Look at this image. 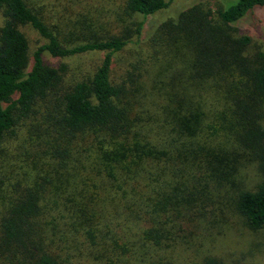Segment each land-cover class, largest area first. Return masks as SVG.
I'll return each instance as SVG.
<instances>
[{"label": "trees", "instance_id": "1", "mask_svg": "<svg viewBox=\"0 0 264 264\" xmlns=\"http://www.w3.org/2000/svg\"><path fill=\"white\" fill-rule=\"evenodd\" d=\"M173 1L122 0L124 13L142 19L118 26L82 15L67 38L43 0H0V140L59 88L65 67L46 62L44 52L53 60L102 54L92 75L58 98L54 121L65 149L40 162V181L1 221L5 244L35 248L22 264H62L42 239L47 214L84 237L87 264H178L174 250L202 232L219 197L234 201L250 229L264 226V53L252 60L244 55L249 37L232 36V25L264 0H236L217 20L193 6L168 22L196 40L189 58L176 59L185 76L159 71L139 96L131 79L132 88L112 79L114 54L140 34L143 18ZM26 27L44 40L31 54ZM83 139L94 154H78Z\"/></svg>", "mask_w": 264, "mask_h": 264}, {"label": "rangeland", "instance_id": "2", "mask_svg": "<svg viewBox=\"0 0 264 264\" xmlns=\"http://www.w3.org/2000/svg\"><path fill=\"white\" fill-rule=\"evenodd\" d=\"M43 1L47 9L51 8L54 20L58 22L60 30L64 31L63 36L67 38H69L68 29H71L72 24L79 17L82 18V15L91 19L101 17L106 25L114 18L118 26L119 24L130 26L133 22L142 19L141 16H129L124 13L122 0ZM235 1L174 0L167 8L143 18L144 25L140 34L132 36L126 46L114 54L112 79L125 83L127 87H133L131 89L133 93L139 89V96L152 89L159 71L162 75L163 73L167 75L166 69L169 74L179 73L182 77L185 76L186 71L183 65L178 66L176 59L189 58L196 40L189 38L188 32L169 25L170 21L175 22L182 11L193 6H199L210 14V18L217 20V10ZM1 22L0 16V24ZM164 24L166 25L163 26ZM25 31L31 54L34 48L44 43V40L31 27H26ZM116 32L118 30L113 33ZM232 32L234 38H238L239 35L249 37L250 42L244 51L245 56L253 60L257 52L264 53V4L254 7L233 24ZM77 40L79 41L76 43L82 41ZM182 49L185 52L184 55ZM43 57L46 62H52L56 66L62 64L65 67L57 92L44 100H39L34 107V112L20 121L15 134L6 135L0 140L1 264H22L23 259L30 258L28 252L35 251L34 246L27 241V250L19 244H5L2 239L1 221L16 197L22 194L26 187L32 186L36 180L40 181L39 177L42 174L40 162L47 161L48 154L65 149L66 141L61 139L54 121L60 113L58 98L72 84L91 76L102 54L88 52L53 60L47 52H44ZM230 69L227 71L231 74L234 70L233 67ZM236 71L237 77L238 70ZM127 79H131L132 87ZM91 144L92 142L83 139V143L78 147L80 151L78 154H94L95 147ZM248 176L249 182L256 180L253 170L249 171ZM206 209V225L200 229L202 232L189 237V242L179 245L174 250V260L178 264H202L206 257L215 258L221 264H264V226L258 230L250 229L236 211L234 201L228 198L219 197ZM47 215L41 218V221L45 222H42V239L44 241L46 239L51 249L59 256V259H62V264H87V249L82 246V244L86 245L84 237L80 234L76 235L68 222L56 216L57 225L55 226ZM37 234L40 233L37 232ZM35 239L37 243L38 236ZM38 245L37 243L36 246Z\"/></svg>", "mask_w": 264, "mask_h": 264}]
</instances>
